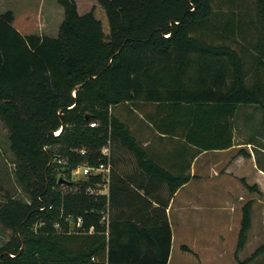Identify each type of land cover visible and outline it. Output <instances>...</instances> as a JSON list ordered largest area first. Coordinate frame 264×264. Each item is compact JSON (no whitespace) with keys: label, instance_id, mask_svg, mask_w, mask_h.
Wrapping results in <instances>:
<instances>
[{"label":"trees","instance_id":"16d2710c","mask_svg":"<svg viewBox=\"0 0 264 264\" xmlns=\"http://www.w3.org/2000/svg\"><path fill=\"white\" fill-rule=\"evenodd\" d=\"M58 1L64 18L57 35L23 33L12 9L0 13V119L26 192L0 202V264H168L167 202L159 207L161 222L119 219L111 191L86 190L104 183L103 175L73 179L70 169L107 161L101 149L110 139L111 147L124 144L141 168L166 181L170 195L187 180L148 158L113 112L124 102L149 106L156 128L182 129L201 147L230 145L238 106L264 109V0H98L108 32L95 7L82 13L77 0ZM252 204L242 207L237 264L264 252L262 243L250 256H238ZM78 216L81 226L72 223Z\"/></svg>","mask_w":264,"mask_h":264},{"label":"crops","instance_id":"0c3cea01","mask_svg":"<svg viewBox=\"0 0 264 264\" xmlns=\"http://www.w3.org/2000/svg\"><path fill=\"white\" fill-rule=\"evenodd\" d=\"M7 1L0 0V13L4 12L2 9L7 5L3 3ZM62 9L64 11L63 6ZM17 22L15 14L16 27L23 33H33L31 26L27 24L23 28ZM112 109L126 122L146 150L148 158L175 176L187 177L170 195L168 183L141 168L128 147L116 141L111 147L112 169L105 189L102 186V194L109 195L110 191L114 194L112 212L115 217L133 218L147 224L161 222L163 210L159 207L164 206L162 202H167L165 212L172 227V247L168 264H178L172 262L174 238H177L176 224L181 225L182 231L191 230L198 236L193 238L197 245L182 243V249L189 251L191 255H199V246L203 245L204 240H208L206 235L209 229L206 230L205 226L215 229L214 226L219 228L220 224H227L228 231L234 232V217L242 220V207L245 204L231 195L235 192H238L241 198L247 194L249 199H253L252 225L247 241L253 236L264 235V227L258 229L261 228L258 226V219L261 218L264 223V205L258 206L261 211L257 210L256 206L257 200L260 201L264 196V169L258 165L255 154L259 152L262 155L264 164V109L261 106L240 104L232 124V143L218 148L201 147L184 137L182 129L166 132L156 128L147 117L149 106L145 104H130L126 107L120 103ZM243 149L249 154L245 155ZM85 177L87 175L81 178ZM244 180L249 184H257V187H247ZM198 233L202 237H199ZM216 234L220 235L218 230ZM218 239L220 240V237L216 236V240ZM213 240L215 241V238ZM213 240L206 246L214 248L217 252L221 248ZM223 251L225 252L224 248Z\"/></svg>","mask_w":264,"mask_h":264},{"label":"rangeland","instance_id":"374dc122","mask_svg":"<svg viewBox=\"0 0 264 264\" xmlns=\"http://www.w3.org/2000/svg\"><path fill=\"white\" fill-rule=\"evenodd\" d=\"M77 2L79 11L82 13L90 10L92 7H95L96 15L102 19L105 30L107 32L109 31L106 12L99 4L98 0H77ZM3 5L7 6H5L2 11L12 9L15 12L17 15V23L20 27L28 24L31 26V31L34 33L50 35L58 34V27L64 17V11H62V6L58 0H8L6 3L4 2ZM1 6L2 5H0V8ZM29 14H31L30 17ZM121 104L122 106L128 107L131 103ZM14 170L15 165L13 163V154L10 148V140L7 129L0 119V202L6 199L8 195L26 198V192L18 182ZM244 170H246V168ZM231 195H234L240 203H245L249 199L247 194L243 195L242 198L238 192ZM253 195L257 196L255 193H253ZM254 200H257V198H254ZM257 202V210L261 211L258 209V206L264 205V196L261 197L260 201L257 200ZM258 224V226L261 227L258 229H262L264 227V223L261 218L258 219ZM240 227L241 219L235 217L234 232L228 231L227 224H220L219 228L214 226L215 229L205 226L206 230L209 229V231L207 230L206 235L208 240H204L203 245L199 246V255H191L192 253L182 249V243H188L193 246L197 245V241H194L193 238L198 236L191 230L188 232L186 229L182 231L181 225L176 224L175 230L177 238H174V249L172 250V254L174 256L172 262L178 264H237L238 259L235 256V253L237 250ZM196 228L199 229L200 227ZM217 230L220 235L216 234ZM2 235L5 236V232L0 227V238ZM198 235L199 237H202L200 236V233H198ZM216 236H219L220 240H216ZM214 238L215 241L213 240ZM211 240H213V242L221 248L219 251L216 252L214 248L211 249L206 246L212 243ZM262 243H264V235L261 237H251L249 241H247L245 247L239 249V258L243 259L250 256ZM223 248L225 252L223 251ZM250 264H264V253H260Z\"/></svg>","mask_w":264,"mask_h":264},{"label":"built area","instance_id":"2783aa9c","mask_svg":"<svg viewBox=\"0 0 264 264\" xmlns=\"http://www.w3.org/2000/svg\"><path fill=\"white\" fill-rule=\"evenodd\" d=\"M73 93L75 94V89H73ZM91 125L95 126L98 124V122L96 120L92 121L90 123ZM61 129H57L55 130V134H58L60 132ZM102 153L104 155H106L107 157V161H102L97 165H92L88 162H83L78 164L75 167H72L70 169V174L72 176V178L75 179H80L83 175H90V174H102L103 178L105 179L104 183H97V185H88L86 187V190L92 194H98V193H102L103 192V188L102 186H106V181L109 179V173L112 169V161H111V140L108 139V141L103 145L102 147ZM85 148L81 149L82 153H85ZM60 162H62L61 160H59ZM65 172H63L62 175H64ZM109 213L108 212H104L102 220L103 222H105L107 224V228L109 229ZM72 223H74L76 226H81L83 224V217L82 216H78L76 218V220L72 219ZM93 226L90 227V231L93 230ZM107 229V231H108Z\"/></svg>","mask_w":264,"mask_h":264},{"label":"water","instance_id":"95a60500","mask_svg":"<svg viewBox=\"0 0 264 264\" xmlns=\"http://www.w3.org/2000/svg\"><path fill=\"white\" fill-rule=\"evenodd\" d=\"M64 180H66L63 176H61L60 177V181L62 182V181H64Z\"/></svg>","mask_w":264,"mask_h":264}]
</instances>
